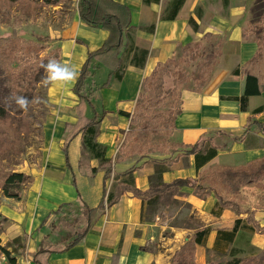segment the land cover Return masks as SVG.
I'll list each match as a JSON object with an SVG mask.
<instances>
[{
	"label": "crops",
	"instance_id": "crops-1",
	"mask_svg": "<svg viewBox=\"0 0 264 264\" xmlns=\"http://www.w3.org/2000/svg\"><path fill=\"white\" fill-rule=\"evenodd\" d=\"M77 1L74 19L62 28L52 30L50 38L60 47L58 61L71 65L79 74L87 53L102 45L108 31L83 22L77 11ZM114 1L130 10V25L123 34L120 53L125 63L122 78H111L108 86L94 90L90 104L84 103L81 107H78L79 98L72 90L76 80L50 84L48 96L57 111V119L45 124L44 147L37 162L25 163L19 169L32 177L19 198L0 194V217L4 219L0 239L5 243L23 238L24 248L18 252L23 251L20 257L24 255L28 264H36L31 254L45 235L56 247L43 257L46 264H172L176 250L186 244L197 228L180 231L189 230L187 235L178 232L172 237H163L162 243L157 245L159 249L154 250L152 231L155 223L144 219L141 197L125 191L114 204L100 208L104 189L106 195L110 191L106 187L104 169L96 159L84 160L80 143L82 131L76 132L75 125L80 115L85 118L97 115L98 141L106 146V158L111 160L112 139L129 121V117L120 111L132 114L143 78L158 63L176 57L183 45L201 43L209 33L212 39L220 42L218 61L199 91L190 87L181 90V112L175 118L170 138L174 143L184 145L204 142L203 150L215 147V155L198 169L193 154L180 155L163 168L159 177L156 167L161 164L154 160L167 156L154 155L133 170L132 186L144 192L176 179L192 180L190 185L176 187V190L184 194L182 198L190 205L201 226L211 229L204 242L194 247L195 264H207L208 252L222 245L220 241L215 244L217 230H230L236 219H241L244 227L229 244L243 236L249 246L263 248L264 233L249 231L252 224L248 217L250 215L264 226V180L262 188L244 185L234 195L226 193L219 185L210 186L207 178L212 168L240 166L264 157V89L248 96L245 108H241L239 98L244 94L245 75L233 71L241 70L258 48L256 39L249 34L250 8L255 0H183L174 19L163 17L173 0ZM135 47L147 51L142 66L131 64ZM107 76L108 68L92 59L88 77L92 80H86L89 83L86 85L85 82L84 90L95 89L106 81ZM257 108L259 111H255ZM66 142L67 157L63 151ZM116 150L119 151V147ZM180 152L178 149L175 154ZM133 165L131 159H120L111 166L114 171L123 173ZM92 168L96 171L89 175L88 170ZM78 197L94 208L91 225L77 243L60 250L58 247L73 238L72 233L65 230L51 233L49 220L62 204L79 207ZM103 199L105 204L106 196ZM8 250L11 251L9 247Z\"/></svg>",
	"mask_w": 264,
	"mask_h": 264
},
{
	"label": "trees",
	"instance_id": "trees-1",
	"mask_svg": "<svg viewBox=\"0 0 264 264\" xmlns=\"http://www.w3.org/2000/svg\"><path fill=\"white\" fill-rule=\"evenodd\" d=\"M38 1V0H37ZM0 0V12L3 15V19L0 21L6 22L5 18L10 17L8 5H14L18 2L35 4L36 6H55L62 3L64 0ZM157 1V0H155ZM144 2H150V0H144ZM183 0L171 1L170 10L164 14L166 19H174ZM77 11L80 19L92 27L103 28L108 31V35L103 41L102 45L93 51L87 53V57L79 70L78 78L76 79L72 90L79 98V105L81 107L84 103L90 104V99L93 96L94 90L108 86L111 78L121 80L122 72L125 66L123 64L122 57L120 56L123 47V34L130 25V10L129 8L121 3L114 0H78ZM252 11L255 16L260 18V29L257 32L256 42L258 45L257 51L252 59L247 61L241 70L234 69V73H244L245 75V87L244 94L239 98L241 108H245L246 100L248 96L259 94L264 89V0H255L252 5ZM190 23L193 25V20L190 19ZM150 28H153L151 26ZM212 35L206 33L204 38H211ZM46 37H35V39H25L20 36H13L7 34L0 36V189L4 196L19 198V186L29 184L32 180L30 175L23 172L14 171L13 168H8L4 161L8 158H19L24 151V138L25 133L32 131L33 124L38 123L37 116L34 113V106H29L27 111L18 109L14 103H11L6 98L12 94L27 96L30 100L38 98V85L41 83L42 78L45 76L43 68L40 64L46 63L45 55H41L44 50L40 45V40H45ZM200 42L187 43L181 47V57L177 60L173 58L167 59L163 63H158L152 72L143 78L142 90L140 93V100L136 103L132 114L120 111V114L129 117V122L132 124L134 129L124 135V143L119 146V152L123 156L128 155L130 152H135L133 145L130 146L125 142L128 137L134 135L135 126L144 124V128L147 129L149 134L151 129L156 125V117L152 107L159 101V98L163 95V98L174 97L175 104H173V111H169L166 116L171 122L169 131L170 133L174 130V121L177 115L181 112V84L178 81L174 82V86L170 89L163 90V75L176 76L178 73L176 68L179 69V63L181 60H193L194 55L190 54L191 48H198ZM131 49V47H130ZM130 49L127 53L129 55ZM147 51L142 48H134L133 56L130 61L131 64L136 66H142L146 58ZM58 60L57 57H54ZM97 59L102 65L108 68V76L105 82L97 86L95 89L84 90V85L88 77L90 76V63L92 59ZM187 58V59H186ZM211 70L209 69L208 74L196 81L192 87V90L199 91L208 81ZM263 80V82H261ZM257 108L255 111H259ZM166 117H164L163 123L158 124L166 127ZM98 116L94 115L91 118H85L80 115L78 122L75 127L77 131L93 133L94 127L98 124ZM161 130V129H159ZM88 147L91 151L96 148L95 143L87 141ZM136 147V144H135ZM174 150L182 148V152L178 153L177 156L169 159L154 160L161 164L156 167V176L159 177L161 171L165 166L170 165L180 155L193 154L195 158L196 168L203 166L208 160H210L216 153V148L210 146L203 150L204 142H198L193 145L174 144ZM63 151L67 157V142L63 146ZM96 158H99V166L104 169V179L107 174L111 171L109 159L104 156L102 152L95 154ZM137 168V165L129 167L123 174H129L132 178L133 170ZM113 170V169H112ZM92 171H96L95 168ZM121 174V173H120ZM208 183L210 186L219 185L222 189L229 194H238L241 186L244 185H255L262 188V180H264V157L247 162L240 166H221L215 167L208 171L207 174ZM191 179H176L172 183L161 184L155 186L148 191H140L134 186H130L129 189L122 190L117 196L108 192L103 191L102 201L100 202V208L109 207L118 200V196L125 191L131 192L135 196L142 197V195L149 191L158 192L161 189H170L173 187H180L183 185H190ZM133 185V180H132ZM10 190H15L10 192ZM106 196L105 204L104 199ZM80 212L76 217L75 228L69 222L64 220L50 221L48 228L50 232H55L60 229H66L73 231V238L68 241L65 245L58 248L65 250L73 244L77 243L82 236L87 232L91 225V214L94 208L90 207L78 197ZM63 206H70V203L60 205L53 214L61 212ZM248 220L252 226L248 227L251 232L264 233V226H260L256 223L249 215ZM45 222V220H44ZM241 219H236L233 227L230 230L218 229L216 235V245L220 241L222 243L229 244L236 236L237 231L244 227L241 224ZM1 224V223H0ZM210 227L200 226L195 229L191 238L185 244V251L182 254H175L172 259V264H195L194 262V247L196 244H202L210 232ZM21 238H14L7 242L6 245L1 244L0 239V255L3 254L8 258L11 264H15V257L11 256V251L8 250L9 244L20 242ZM52 241L45 235L36 251L31 254L32 260L36 264H46L43 257L54 251ZM245 260L233 259L230 264H246ZM250 264H263L260 261Z\"/></svg>",
	"mask_w": 264,
	"mask_h": 264
},
{
	"label": "rangeland",
	"instance_id": "rangeland-1",
	"mask_svg": "<svg viewBox=\"0 0 264 264\" xmlns=\"http://www.w3.org/2000/svg\"><path fill=\"white\" fill-rule=\"evenodd\" d=\"M37 2L39 3V0ZM75 6L76 0H64L59 5L55 6H36L35 4L23 2L8 5L7 9H9L10 17L9 19L5 18L6 22L0 21V36L11 34L25 39L46 37L45 40L39 41L40 45L44 48L41 55H45V62L47 63L49 58L57 57L60 59V47L57 43L53 42L50 35L52 30L60 29L74 19ZM1 12L0 20L3 19ZM260 21L261 19L255 16L251 6L249 15V34L254 38H256L257 32L261 27ZM219 43L220 42H217L211 37L201 42L198 48H191L190 54L194 55L195 58L187 61L181 60L178 66L179 69L176 68L178 73L176 76L163 75V90L172 88L175 81H178L181 84V90L185 87L192 88L196 81L205 77L208 74L209 69L212 70L213 66L216 65L219 54ZM180 57L181 50L173 59L177 60ZM90 79L91 78L88 80L90 81ZM96 80H98L97 77ZM89 81L86 82V85H88ZM50 84L44 85L40 83L37 87L39 93L38 98L42 101L34 106V113L37 116L38 123L33 124L32 131L23 135V142L25 145L23 153L18 159L8 158L4 161V164L8 168H13L14 171L22 172L19 170L22 165L25 163L34 164L37 162L44 147L43 131L45 124L46 122L52 123L53 120L57 119V115H55L57 111L48 96ZM140 93L136 103L140 100ZM163 95L152 107L153 111H156L153 113L156 117V125L151 129L150 133H147V129L144 128V124H142L141 121L140 124L135 126L134 135L128 137L127 140L125 139V142L128 145H133L135 152H130L128 155L123 156V154L116 150L122 143H124L125 133H129L131 129H134L132 124L128 121L123 129L118 131L117 136L112 139L114 149L111 154V160L109 159L110 165H115V163L120 159H131L134 161L135 165H138L146 159L154 158V155H166L167 157L165 159L178 155V153L175 154L178 149L174 150V142L170 138L173 130L170 133L167 132L169 131V128L167 127H170L171 122L166 117L169 111L173 109L175 98L170 96L163 98ZM95 101L97 104L98 101ZM164 117H166L167 120L166 127H163V125L159 126L158 124L163 123ZM99 134L100 131L97 125L94 127V132L92 134L88 132L81 133V151L84 153L83 158L87 162L88 158L100 161L99 158L95 157L97 152H102L106 157V146L98 141ZM87 141H90V143L93 144L95 143L96 148L93 151L89 149L88 144H85ZM179 150L182 152V148H179ZM109 167H111V171L106 176V187L108 190L110 189V193L117 196L122 190L129 189L130 186H132V178L129 174L125 175L123 174L124 172L120 174L117 171L112 170V166ZM92 169L88 170L89 175L95 172H93ZM26 185L19 186L18 192L21 193L23 187ZM13 191L15 190H10V192ZM0 194L3 195L1 189ZM183 195V193L176 190V187L161 189L158 192L149 191L148 193L142 195L141 198L144 203L143 217L145 220L155 223L152 231L154 234V245L152 248L154 250L159 249L157 245L162 243L163 237H172L174 233L178 232L181 233V235H187L190 233L189 230H185L183 233L180 231L183 229L199 228L201 226V223L194 218L190 205L182 198ZM80 210V206L76 208L64 206L62 207L61 212L54 214L52 217L53 219L51 220L50 218L49 221L58 223V221L64 220L72 224L75 228L76 217ZM3 221L4 219L0 217V235L2 232ZM62 230L71 232L72 236L74 235L73 231L66 229H60L53 233ZM179 238H181V236ZM23 240L24 239L21 238L20 242L9 244L11 256L15 257V264L16 262L18 264H28L24 255L20 257L23 254V251L18 252L19 249L24 248ZM181 241H183V239H181ZM1 244L6 245L7 241L3 243V240H1ZM185 247L186 246L184 244L181 248L176 250L175 253L177 255L184 253ZM174 248V246L171 248V253L174 251ZM207 257V264H230L233 259L245 260L244 263L246 264H250L251 262L256 263L257 261L264 264V247L261 249L251 247L248 245L247 239L240 236L235 243H231L229 245L222 243V245H219L217 249L209 251ZM0 262L3 264H11L8 258L3 255L0 256Z\"/></svg>",
	"mask_w": 264,
	"mask_h": 264
},
{
	"label": "clouds",
	"instance_id": "clouds-1",
	"mask_svg": "<svg viewBox=\"0 0 264 264\" xmlns=\"http://www.w3.org/2000/svg\"><path fill=\"white\" fill-rule=\"evenodd\" d=\"M40 67L43 68L45 76L42 78L41 83L48 85L50 83H69L78 78L77 70L67 63H61L56 58H49L47 63H41ZM11 103L23 111H27L32 104H38L42 101L39 98L29 99L27 96L12 94L6 98Z\"/></svg>",
	"mask_w": 264,
	"mask_h": 264
}]
</instances>
